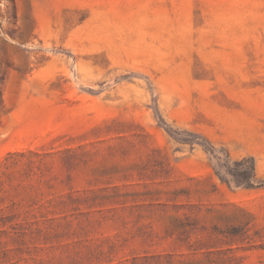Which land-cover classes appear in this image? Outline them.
<instances>
[{
  "label": "rangeland",
  "instance_id": "obj_1",
  "mask_svg": "<svg viewBox=\"0 0 264 264\" xmlns=\"http://www.w3.org/2000/svg\"><path fill=\"white\" fill-rule=\"evenodd\" d=\"M0 264H264V0H0Z\"/></svg>",
  "mask_w": 264,
  "mask_h": 264
}]
</instances>
